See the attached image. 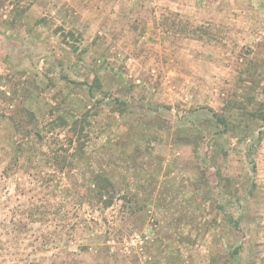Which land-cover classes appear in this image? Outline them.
Here are the masks:
<instances>
[{
	"label": "rangeland",
	"instance_id": "obj_1",
	"mask_svg": "<svg viewBox=\"0 0 264 264\" xmlns=\"http://www.w3.org/2000/svg\"><path fill=\"white\" fill-rule=\"evenodd\" d=\"M263 42L264 0H0V264H264Z\"/></svg>",
	"mask_w": 264,
	"mask_h": 264
},
{
	"label": "trees",
	"instance_id": "obj_2",
	"mask_svg": "<svg viewBox=\"0 0 264 264\" xmlns=\"http://www.w3.org/2000/svg\"><path fill=\"white\" fill-rule=\"evenodd\" d=\"M260 47L264 48V42L260 44ZM244 65L245 64L243 63L242 66ZM243 75L249 76L248 77L249 79H252L253 77L257 76L258 82L257 83L255 82V85L260 87L261 82L264 80V58L261 60L258 58L257 61L251 60L249 64L246 66ZM262 78L263 80L261 81L260 79ZM26 94H28V92L25 93L24 96L25 98H26ZM17 97H18V92L15 90L13 92L9 90L4 93V98L6 99L5 100L6 103L11 104V106L16 101ZM253 102H254V98L252 97L249 99L248 105L253 104ZM249 107L250 106H246L245 104L241 103V109L244 111V114L241 116L254 118L253 119L254 121L261 118L264 119V116H260L256 114L257 112H255L254 110H250ZM5 117L7 119L12 120V123L14 124L16 130L23 136V138H29L28 137L29 127L35 126L34 124L36 120V117L33 113L25 109L23 106L15 105L14 109H11L9 111V114H7ZM221 122H224L226 124V120H221ZM61 128L69 129V132L71 134L70 137L67 139L69 147H72L74 143H77L78 144L77 153L82 152L86 146L85 140H87L88 133L86 132V128L80 123V121L76 120L71 125L66 118L60 116L50 121L48 130L53 132ZM37 135L39 136V134ZM23 146L24 144H20V146L18 147L19 151L23 149ZM71 157L76 158V155L73 154L71 155ZM54 159L56 165L55 167L56 169H59L60 172L63 173L66 169H68V173H70L73 170L72 163L70 164V166H67L66 164L68 159L67 155H65L64 158H62L61 155L55 156ZM18 163H19V158L18 156H16L11 160L10 165L6 167V169L4 170L3 174L5 175V177H8V173H9L8 170L14 171V166H11V164L17 165ZM92 187L93 188L89 189L90 194L88 196H90V198L92 197L93 200H96L98 203L102 204L103 207L106 209L112 207V205L114 204V199L117 194L116 187L114 186L113 182L108 177L102 176V174H96L93 177ZM87 203L92 205V203L90 202ZM41 208L44 209V207ZM41 208L32 206L27 209L28 218L31 219L32 222L38 221L34 218L36 217V215L43 214Z\"/></svg>",
	"mask_w": 264,
	"mask_h": 264
}]
</instances>
